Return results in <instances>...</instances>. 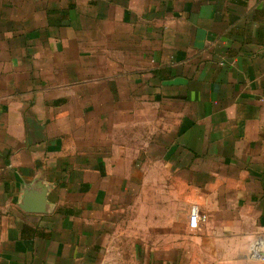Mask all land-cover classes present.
<instances>
[{
    "label": "crops",
    "instance_id": "1",
    "mask_svg": "<svg viewBox=\"0 0 264 264\" xmlns=\"http://www.w3.org/2000/svg\"><path fill=\"white\" fill-rule=\"evenodd\" d=\"M0 264H264V0H0Z\"/></svg>",
    "mask_w": 264,
    "mask_h": 264
},
{
    "label": "built area",
    "instance_id": "2",
    "mask_svg": "<svg viewBox=\"0 0 264 264\" xmlns=\"http://www.w3.org/2000/svg\"><path fill=\"white\" fill-rule=\"evenodd\" d=\"M199 222V211L197 206H192L190 209L189 226L191 229H196Z\"/></svg>",
    "mask_w": 264,
    "mask_h": 264
}]
</instances>
